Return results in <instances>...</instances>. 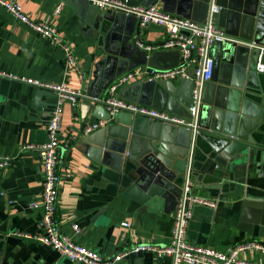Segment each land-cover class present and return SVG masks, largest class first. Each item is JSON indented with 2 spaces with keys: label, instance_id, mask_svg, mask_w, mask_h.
<instances>
[{
  "label": "crops",
  "instance_id": "0c3cea01",
  "mask_svg": "<svg viewBox=\"0 0 264 264\" xmlns=\"http://www.w3.org/2000/svg\"><path fill=\"white\" fill-rule=\"evenodd\" d=\"M13 1L20 3L29 17L51 22L57 28L69 43L75 64L68 66L65 51L59 45L0 5V72L6 73L0 74V155L13 158L10 165L0 168V264H81L71 262L49 246L14 234L42 232V210L29 206L42 190L41 162L36 150L22 151L20 147L46 140V123L56 105L57 93L7 74L44 83H66L80 92L76 104L64 102L61 118L60 185L55 213L60 230L103 257L130 251L139 243H168L175 208L166 212L161 204L150 208L137 202L124 194L128 181L120 184L117 173L105 171L87 155L88 144L83 142L87 134L82 133V126L95 118L87 91L93 81L94 64L105 56L98 40L82 30L85 23L64 0ZM159 6L162 7L160 3ZM138 36L146 43L157 44L165 32L161 26L149 23L140 27L135 40ZM260 47L264 48V44ZM171 59L166 57L164 66ZM257 72L263 95L264 73ZM171 81L181 93L188 88L180 79ZM125 86L119 89V96ZM197 158L202 160L203 155L198 154ZM196 166L198 169L191 174L194 191L216 201V206L194 207L187 227L188 240L220 251L250 239L264 241V233L252 221L264 209V172L250 171L239 182L221 181L215 175L198 171V163ZM73 224H78V231L72 229ZM246 256L251 262L264 264V255L252 251ZM116 264L135 263L131 257H123ZM144 264H171V259L146 252Z\"/></svg>",
  "mask_w": 264,
  "mask_h": 264
},
{
  "label": "water",
  "instance_id": "95a60500",
  "mask_svg": "<svg viewBox=\"0 0 264 264\" xmlns=\"http://www.w3.org/2000/svg\"><path fill=\"white\" fill-rule=\"evenodd\" d=\"M71 4L85 24L82 30L95 37L105 56L94 64L88 102L96 119L106 125L83 142L88 157L97 165L119 175L129 184L124 194L150 208L158 205L167 212L176 208L180 180L189 168L215 175L221 181L244 180L250 171L264 172V94L258 80L256 62L264 44V0H215L219 6L216 24L248 46L233 40L215 41L211 78L204 84L198 115V132L192 128L133 116L124 111L109 115L103 103H95L108 85L126 71L139 66L172 68L179 63L177 50L150 53L135 44L140 32L138 19L121 11L103 14L87 0H64ZM128 4L150 6L160 3L165 12L196 22H204L210 0H125ZM231 21H230V19ZM171 56L165 65V58ZM164 62V63H163ZM188 88L181 93L171 80H137L123 88L126 100L156 107L190 118V77H178ZM94 118V120H96ZM93 121V120H91ZM198 154L203 155L199 160ZM255 215V214H254ZM253 223L264 233V209ZM146 252L132 251L125 256L144 264Z\"/></svg>",
  "mask_w": 264,
  "mask_h": 264
},
{
  "label": "built area",
  "instance_id": "2783aa9c",
  "mask_svg": "<svg viewBox=\"0 0 264 264\" xmlns=\"http://www.w3.org/2000/svg\"><path fill=\"white\" fill-rule=\"evenodd\" d=\"M87 2L101 11H121L125 14L134 15L138 19L140 27H144L149 23L161 26L164 29L165 37L160 43H146L139 36L135 40V44L146 52L150 53L154 50H177L179 52L180 59L176 67L157 68L146 65L136 67L115 78L108 85L103 95L93 98L95 103H103L107 113L111 116L116 112L124 111L133 116L146 117L158 122L170 123L186 128L190 127L192 128V133L198 132L197 122L202 104L203 87L212 76L213 58L209 54L211 45L215 41L233 40L248 46H255L254 42L235 39L227 35L216 24L219 6L216 5L215 0H210L207 17L204 22H196L165 12L161 9L158 2L150 6L131 5L125 0H87ZM0 5L42 37L59 45L65 51L68 66L75 64L69 43L51 22L29 17L22 9L20 3L16 1L0 0ZM263 52L264 48L260 47L256 70L264 73ZM0 74L5 75L6 73L0 72ZM7 77L48 87L57 93L56 105L46 123V140L41 143H26L20 147L22 151L29 149L36 150L41 162L43 175L42 190L39 198L31 201L29 206L41 208L42 232L37 234L16 232L14 233L16 236L33 239L58 251L71 262L81 264H116L128 253L139 250L150 252L155 257H170L171 264H259L251 262L246 255L252 251L264 255V241L250 239L235 244L225 251H220L209 246L192 243L188 240L187 227L194 207L196 205H205L211 208L216 206V201L213 199L196 194L189 168L181 184L180 197L173 212L172 229L168 243L162 245L139 243L130 251H120L112 257H103L86 245L72 240L60 230L55 213L60 185L59 165L61 161V118L63 105L66 100H69L72 104H76L80 92L69 87L66 83H44L14 74H7ZM178 77H190L192 82L191 101L188 108L190 118L126 100L118 95L121 87L135 80H172ZM106 123V119H96L85 123L82 126V133L85 135L91 133L106 125ZM67 141L66 146H68ZM12 159L8 155H0V168L10 165ZM122 225L128 226V223L123 222ZM72 229L78 231V224H73Z\"/></svg>",
  "mask_w": 264,
  "mask_h": 264
}]
</instances>
